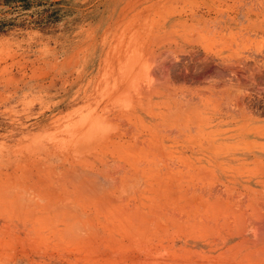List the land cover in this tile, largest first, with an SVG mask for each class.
Wrapping results in <instances>:
<instances>
[{
	"label": "rangeland",
	"instance_id": "obj_1",
	"mask_svg": "<svg viewBox=\"0 0 264 264\" xmlns=\"http://www.w3.org/2000/svg\"><path fill=\"white\" fill-rule=\"evenodd\" d=\"M264 0H0V264H264Z\"/></svg>",
	"mask_w": 264,
	"mask_h": 264
},
{
	"label": "bare ground",
	"instance_id": "obj_2",
	"mask_svg": "<svg viewBox=\"0 0 264 264\" xmlns=\"http://www.w3.org/2000/svg\"><path fill=\"white\" fill-rule=\"evenodd\" d=\"M264 222V221H263Z\"/></svg>",
	"mask_w": 264,
	"mask_h": 264
}]
</instances>
